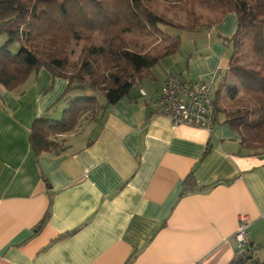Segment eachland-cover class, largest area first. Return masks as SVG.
<instances>
[{
    "label": "crops",
    "instance_id": "1",
    "mask_svg": "<svg viewBox=\"0 0 264 264\" xmlns=\"http://www.w3.org/2000/svg\"><path fill=\"white\" fill-rule=\"evenodd\" d=\"M215 26L231 36L236 14ZM208 43V54L197 44L161 60L102 121L58 135L55 151L37 153L30 137L38 117L60 112L67 79L43 68L15 90L0 84V264H229L242 214L264 259V150H243L222 112L211 133L155 104L168 74L226 72L224 46ZM191 173L197 186L184 193Z\"/></svg>",
    "mask_w": 264,
    "mask_h": 264
},
{
    "label": "trees",
    "instance_id": "2",
    "mask_svg": "<svg viewBox=\"0 0 264 264\" xmlns=\"http://www.w3.org/2000/svg\"><path fill=\"white\" fill-rule=\"evenodd\" d=\"M4 1L0 0V5ZM9 1L13 12H0V37L7 36L0 44V84L15 90L43 68L68 81L59 99L67 102L62 117L52 118V106L33 124L30 140L37 153L61 149L62 142L56 136L74 131L84 116L86 124L102 121L108 106L131 94L153 67L180 50V36L168 34L162 26L196 29L211 25L194 16L196 4L218 15L237 16L235 32L220 36L224 44L233 46L223 75L231 78L225 93L230 100L244 96L254 107L226 110L227 122L240 132L243 150H264V0H179L191 9L190 24L167 21L155 9L158 0ZM127 33L162 37L164 45L134 50L125 38ZM97 36L102 37L101 45L86 49L82 61L72 65V44L91 42ZM247 42L252 56L249 65L242 60ZM14 44L19 45L17 52L11 49ZM75 90L81 93L68 95ZM215 94L219 96L218 91ZM196 184L189 174L183 192ZM246 257L238 250L229 264H246ZM252 264H264V259L257 257Z\"/></svg>",
    "mask_w": 264,
    "mask_h": 264
},
{
    "label": "rangeland",
    "instance_id": "3",
    "mask_svg": "<svg viewBox=\"0 0 264 264\" xmlns=\"http://www.w3.org/2000/svg\"><path fill=\"white\" fill-rule=\"evenodd\" d=\"M193 13L194 16L196 18H198V20L200 22H206L209 25L208 27H198L196 29H187V28H177V27H170V26H162L163 29L170 35L172 36H180L181 39V47L180 50H182V54H185L188 56H190V52L189 51H193L192 48H194V50L196 51V49L198 48V45L200 46L201 50L202 49H206V47L209 45V37H212L218 41H220L225 48V58H224V66L227 65V63L229 62L232 52H233V46H229L228 44H223L222 39L218 37V31L214 30L215 29V22L216 20L219 19V15L211 12L209 10H206L205 8H203L202 6H200L199 4L194 5L193 7ZM155 9L156 11L163 15L167 21L174 23V24H190L191 22L188 20L189 19V13L191 12V9L189 8L188 5H186L185 3L180 2L179 0H158L157 3L155 4ZM0 12L4 13L6 15H9L13 12V10L11 9V2L9 0H5L3 2L2 5H0ZM232 15V14H230ZM228 17H232V16H228ZM228 19V18H227ZM189 22V23H188ZM219 29V26L217 27ZM226 31L229 30L230 25H225L223 27ZM213 29V30H212ZM212 33V36H211ZM210 34V35H209ZM125 38L127 39L128 43H129V47L131 49L134 50H142V48H148L151 47L152 45L155 46L156 48L162 47V45H164V41L160 40L162 39V37H160V39L158 37H149L147 35H141L138 33H127ZM7 39V36L2 35L0 37V44H4L5 41ZM102 43V37L101 36H97L94 37L91 42L88 41H79V42H74L70 48V62L72 65H76L78 63H80L82 61V59L84 58L85 55V51L86 49L92 47L93 45H95V47H98L99 45H101ZM198 44V45H197ZM152 48V47H151ZM191 48V49H190ZM12 51L17 52L19 49V45L18 44H14V46L11 47ZM203 55L208 54L207 51H201ZM187 53V54H186ZM181 54V55H182ZM242 60L243 62H245L247 65L250 64V61H252V56H251V52H249V43L247 42L245 45V51H244ZM216 71L213 73V77L212 79L209 81H213L214 79V75H215ZM225 70H223L221 72V74L216 78V83H215V92L218 91L219 96H217V94H215V99H218V105H219V113L220 114V118L221 117H225L226 114V110H230L232 112H236L239 109L244 110L246 108H253L254 105L253 103L246 97L244 96H240L238 99L236 100H230L226 93H225V88L226 86L229 84L228 82H230V76H224ZM148 77L147 79H151L152 78V70L150 72H148ZM145 83V82H144ZM81 93L80 91H72L71 93H69L68 95H70L71 97ZM102 101H104V99L102 98ZM60 104H62L61 110L59 113H50V115L52 116V118H61L62 117V113L63 110L67 107V102L64 100L62 101ZM58 111V110H57ZM88 115V114H87ZM90 115V114H89ZM88 115V116H89ZM223 120V119H222ZM88 121V118H86V116H84L82 118L81 121V125L79 127H77L74 132H79L83 127H85L86 123ZM68 136V135H67ZM57 138H65L63 137H58ZM61 142L62 139H59ZM63 144V143H62Z\"/></svg>",
    "mask_w": 264,
    "mask_h": 264
},
{
    "label": "built area",
    "instance_id": "4",
    "mask_svg": "<svg viewBox=\"0 0 264 264\" xmlns=\"http://www.w3.org/2000/svg\"><path fill=\"white\" fill-rule=\"evenodd\" d=\"M216 71L214 79L206 82L199 79H186L175 74H168L158 88L156 107L158 112L166 115L174 124H184L214 132L217 124L218 110L215 99L216 78L221 74ZM142 96L147 91L139 88ZM250 218L247 214L240 216V225L234 234V240L240 252L247 255L246 264L257 260L249 238Z\"/></svg>",
    "mask_w": 264,
    "mask_h": 264
}]
</instances>
